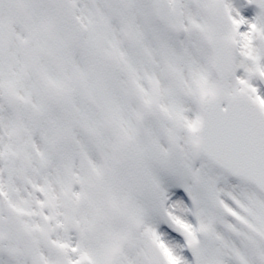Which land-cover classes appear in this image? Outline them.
Instances as JSON below:
<instances>
[{
	"label": "snow or ice",
	"instance_id": "1",
	"mask_svg": "<svg viewBox=\"0 0 264 264\" xmlns=\"http://www.w3.org/2000/svg\"><path fill=\"white\" fill-rule=\"evenodd\" d=\"M0 264H264V0H0Z\"/></svg>",
	"mask_w": 264,
	"mask_h": 264
}]
</instances>
